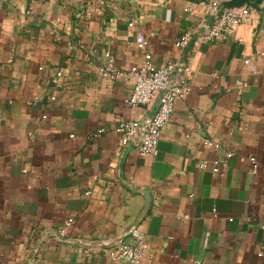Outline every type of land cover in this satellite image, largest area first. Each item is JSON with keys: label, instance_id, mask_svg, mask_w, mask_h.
<instances>
[{"label": "crops", "instance_id": "0c3cea01", "mask_svg": "<svg viewBox=\"0 0 264 264\" xmlns=\"http://www.w3.org/2000/svg\"><path fill=\"white\" fill-rule=\"evenodd\" d=\"M214 1L0 0V264H127L103 250L133 226L141 264H264V3L176 46ZM138 33L189 86L155 155L118 145L151 111L126 103L131 76L98 71L141 63Z\"/></svg>", "mask_w": 264, "mask_h": 264}, {"label": "built area", "instance_id": "2783aa9c", "mask_svg": "<svg viewBox=\"0 0 264 264\" xmlns=\"http://www.w3.org/2000/svg\"><path fill=\"white\" fill-rule=\"evenodd\" d=\"M227 1V0H224ZM224 1H214L208 9V19L199 29H188L175 41L178 47L185 46L193 35H197L204 43H214L223 33L237 29L246 17L245 7L222 8ZM133 21H129L131 26ZM136 41L144 49L143 60L132 66L129 72L121 71L113 66L111 60L101 65L99 74L110 79L132 78V91L126 103L131 106H141L151 111V114L142 119H129L120 121L115 132L120 147L131 146L138 155H155L162 128L168 123L177 100L183 99L189 91L188 83L179 74L183 63H169L156 67L152 62V54L145 50L147 39L143 33H138ZM177 71V75H175ZM54 99V97H51ZM102 129L98 130L101 132ZM204 144L218 147L213 141L204 139ZM229 152L227 158L232 157ZM249 160L256 168L255 159ZM218 161H214L217 164ZM206 162L201 163L205 168ZM217 170V168H214ZM68 219L67 222H70ZM148 242L144 231L138 226L128 230V239H120L114 246L106 248L103 253L112 261L127 264H141L147 255ZM262 251H258V256Z\"/></svg>", "mask_w": 264, "mask_h": 264}, {"label": "water", "instance_id": "95a60500", "mask_svg": "<svg viewBox=\"0 0 264 264\" xmlns=\"http://www.w3.org/2000/svg\"><path fill=\"white\" fill-rule=\"evenodd\" d=\"M264 3V0H227L221 3L222 8H231V7H238L243 4H251V5H256V4H261Z\"/></svg>", "mask_w": 264, "mask_h": 264}]
</instances>
